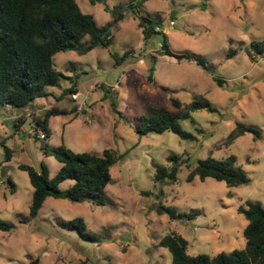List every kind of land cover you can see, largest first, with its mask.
<instances>
[{
    "label": "rangeland",
    "instance_id": "obj_1",
    "mask_svg": "<svg viewBox=\"0 0 264 264\" xmlns=\"http://www.w3.org/2000/svg\"><path fill=\"white\" fill-rule=\"evenodd\" d=\"M108 1L129 15L112 31V46L86 55L57 54L60 86L29 112L0 105V219L14 226L11 233L0 231V264H172L170 252L160 244L173 235L187 241L191 256L231 254L246 247L243 233L248 223L238 209L248 202L264 207V55L253 53L251 47L264 41V0H149L141 15L156 22L160 32L147 42L140 21L128 11L132 0ZM76 2L100 27L113 20L102 5ZM164 41L175 54L203 59L207 71L195 62L161 56L158 45ZM127 52L126 61L116 65L114 56ZM153 74L151 83L148 77ZM118 84L119 89L112 90ZM74 85L77 102L70 94L62 96ZM197 96L216 112L201 110L182 122L195 141L171 132L139 139L136 126L149 104L173 110L171 98L190 104ZM84 101L79 112L78 104ZM54 108L62 113L50 119L49 139L42 140L46 133L37 129L31 115L42 116ZM24 115L17 127V118ZM238 123L257 129L260 137L248 133L227 145ZM44 143L64 145L76 154L102 156L110 149L123 155L111 168L105 206L48 198L38 217L29 218L34 189L19 166L36 171L46 166L50 179L61 169L54 157L44 155ZM4 146L11 151L10 162ZM173 154L181 156L178 180L155 183V165L170 166ZM230 156L247 175V185L228 188L211 178L187 180L199 161ZM72 185L67 181L60 188L66 191ZM161 206L197 215L172 220L159 214ZM75 218L84 220L95 241L60 226Z\"/></svg>",
    "mask_w": 264,
    "mask_h": 264
},
{
    "label": "trees",
    "instance_id": "obj_2",
    "mask_svg": "<svg viewBox=\"0 0 264 264\" xmlns=\"http://www.w3.org/2000/svg\"><path fill=\"white\" fill-rule=\"evenodd\" d=\"M89 1L92 5H102L106 12L111 13L113 20L107 26H98L92 16L82 12L76 0H0V105L29 112L35 102L53 96L50 90L60 86L63 75L56 69L54 63L57 54L76 52L86 55L96 48L108 49L112 46L114 41L112 31L119 23L126 21L129 15L113 9L108 0ZM148 1L132 0L128 10L140 21L146 42L160 32L157 31L159 25L156 22L141 15L140 9ZM163 46L161 56L175 58L178 62H195L207 71L203 59L189 54H175L165 41ZM251 47L253 53L258 56L264 55V41L253 42ZM128 55L129 52L122 57L114 56L116 65L126 61ZM153 76L154 74L148 77L151 83L154 82ZM214 80L218 85L222 84L221 80L215 78ZM75 86L64 90L62 96L79 95ZM171 103L173 110L157 104L147 106L146 112L139 117L135 130L139 139L152 134L162 135L171 132L182 140L195 141L196 137L183 129L182 122L192 119V115L201 110L216 112L212 104L201 96L195 97L190 104H183L176 98H171ZM61 113V110L54 108L42 116L31 115L37 129L40 128L46 133L42 140L49 139L47 132L50 119ZM25 115L17 118V127L23 124ZM248 133L260 137L257 129L238 123L227 138L226 144L230 146ZM4 148L6 162H10L11 151L6 146ZM42 150L46 157H54L61 164V169L53 179H50V172L46 166L40 171L27 165L19 166L20 170L28 173L34 189L29 208L30 219L38 217L48 198L63 199L77 204L87 202L96 207L106 205L104 195L112 182L111 168L123 158V155L110 149L105 150L102 156L90 153L76 154L64 145L51 147L48 143L42 145ZM180 158L181 156L173 154L168 158L170 166L155 165V183H175L182 166ZM236 164L234 156L222 161L208 158L198 162L187 180L192 182L198 177L204 182L211 178L224 182L228 188L245 186L249 179ZM7 178L12 193H15V184L9 177ZM67 181H72L73 185L66 191L61 190V184ZM158 212L168 214L172 220L193 219L197 215L177 214L175 210L164 206H161ZM238 213L243 215L248 223L243 233L246 241L243 250L215 257L191 256L187 252V241L177 235L165 237L160 246L168 249L172 256V264H264V207L248 202L246 207L238 209ZM21 223L25 224L27 221ZM60 226L77 231L85 241L93 242L97 239L87 231L82 218L62 222ZM13 230L14 226L11 223L0 219L1 232L11 233Z\"/></svg>",
    "mask_w": 264,
    "mask_h": 264
},
{
    "label": "built area",
    "instance_id": "obj_3",
    "mask_svg": "<svg viewBox=\"0 0 264 264\" xmlns=\"http://www.w3.org/2000/svg\"><path fill=\"white\" fill-rule=\"evenodd\" d=\"M170 24H171L172 26H174V25H175V22L172 20V21L170 22ZM158 30L160 31V29H158ZM158 46H159V49L163 50V48H164L163 43H160ZM111 88H112V90L119 89V84L116 85V86H113V87H111ZM72 99H73V101H78L79 97H78L77 94H76V95H72ZM85 105H86V101L80 103V104L78 105V111H79V112H82L83 109H84V107H85ZM41 137H42L41 139H44V138H45V135H42Z\"/></svg>",
    "mask_w": 264,
    "mask_h": 264
},
{
    "label": "water",
    "instance_id": "obj_4",
    "mask_svg": "<svg viewBox=\"0 0 264 264\" xmlns=\"http://www.w3.org/2000/svg\"><path fill=\"white\" fill-rule=\"evenodd\" d=\"M173 19V16H172V18H171V20ZM2 176H4V173L2 174Z\"/></svg>",
    "mask_w": 264,
    "mask_h": 264
},
{
    "label": "crops",
    "instance_id": "obj_5",
    "mask_svg": "<svg viewBox=\"0 0 264 264\" xmlns=\"http://www.w3.org/2000/svg\"><path fill=\"white\" fill-rule=\"evenodd\" d=\"M35 104H37V102H35ZM35 104H34V105H35Z\"/></svg>",
    "mask_w": 264,
    "mask_h": 264
}]
</instances>
